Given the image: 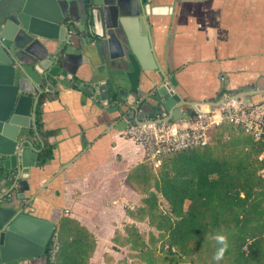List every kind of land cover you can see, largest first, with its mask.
<instances>
[{
	"label": "crops",
	"instance_id": "1",
	"mask_svg": "<svg viewBox=\"0 0 264 264\" xmlns=\"http://www.w3.org/2000/svg\"><path fill=\"white\" fill-rule=\"evenodd\" d=\"M127 1L118 0L117 16L112 21H119L122 44L112 42L110 51L104 46L102 50L112 73L116 67L110 58L133 51L128 35L134 38V50L142 57L146 44L145 66L152 70L142 72L139 95H148L175 78V91L181 98L177 106H182L184 119L204 104L220 105L232 99L264 103V0H155L156 14L149 18L132 13ZM35 2L43 6L47 0ZM71 19L73 25H79L75 12ZM142 26L150 41L142 35ZM96 42L94 38L92 44L82 46L80 34H75L68 44L71 51L63 54L56 53L58 42H47L46 52L59 55L58 65L68 73L63 82L61 74L45 82L43 92L48 94L41 109L43 126L56 132L49 139L54 158L43 167L37 163L29 180L30 190L20 187L11 198L15 202L18 195L26 193L25 202L31 201L36 216L54 222L56 229L63 217L78 220L96 237L92 262L117 264L127 249L115 251L112 239L134 222L128 209L139 207L143 198L127 179L147 156L125 131L114 128L125 116L108 111L83 92L92 82L107 77ZM144 108L137 118L128 114L126 121L153 119L164 106L152 96ZM124 110L129 109L125 106ZM32 131L30 141L40 151ZM12 185L1 181L0 196ZM136 224L150 230L147 222ZM106 255L114 262H108ZM13 264H47V260L42 256Z\"/></svg>",
	"mask_w": 264,
	"mask_h": 264
},
{
	"label": "trees",
	"instance_id": "2",
	"mask_svg": "<svg viewBox=\"0 0 264 264\" xmlns=\"http://www.w3.org/2000/svg\"><path fill=\"white\" fill-rule=\"evenodd\" d=\"M47 97L40 95L32 131L40 167L54 158L49 139L56 132L42 122ZM263 153L264 144L225 125L206 148L171 154L157 165L147 156L127 179L143 198L139 207L128 209L134 222L112 239L115 251L127 249L117 264H264ZM144 222L147 233L136 224ZM217 234L225 235L228 245L219 261L214 259L221 246ZM56 247L54 255L43 256L47 264H96V237L74 218L60 220L51 248Z\"/></svg>",
	"mask_w": 264,
	"mask_h": 264
},
{
	"label": "water",
	"instance_id": "3",
	"mask_svg": "<svg viewBox=\"0 0 264 264\" xmlns=\"http://www.w3.org/2000/svg\"><path fill=\"white\" fill-rule=\"evenodd\" d=\"M154 1L127 2L132 13L140 12L149 18L156 14ZM117 5L118 0H74L73 4L69 0H47L43 6H36L35 0H0V181L13 183L0 196V264L37 259L51 251L56 224L36 216L31 201L25 202L26 193L18 195L15 202L11 197L20 187L30 190L29 180L37 167L40 151L34 148L28 134L37 130L36 109L45 82H52L60 74L61 82L68 77L58 65L56 53L71 51L68 44L73 35L80 34L82 46L92 44L97 38L95 47L107 77L101 82H92L83 92L96 98L108 111L125 116L114 128L123 132L135 124L136 119L126 121L128 114L134 113L137 118L152 96H157L170 114L165 121L185 117L182 106H177L181 98L175 91V78L148 95H139L142 72L152 70L145 66V55L149 53L146 44L142 57L134 50V38L128 35L133 51L120 58H110L116 69L109 72L102 47L110 51L112 42L122 44L119 21L112 22L117 16ZM74 12L79 15L77 26L71 19ZM142 35L148 38L144 27ZM51 41L58 42V51L48 54L46 44ZM125 106L130 112L124 110Z\"/></svg>",
	"mask_w": 264,
	"mask_h": 264
},
{
	"label": "built area",
	"instance_id": "4",
	"mask_svg": "<svg viewBox=\"0 0 264 264\" xmlns=\"http://www.w3.org/2000/svg\"><path fill=\"white\" fill-rule=\"evenodd\" d=\"M160 110L155 118L137 121L125 131L153 164L174 153L208 147L213 142L215 130L225 125L234 126L264 144V103L232 99L221 105L204 104L189 118L170 121H165L168 112L164 108ZM57 250V247L51 248L50 253L54 255Z\"/></svg>",
	"mask_w": 264,
	"mask_h": 264
},
{
	"label": "clouds",
	"instance_id": "5",
	"mask_svg": "<svg viewBox=\"0 0 264 264\" xmlns=\"http://www.w3.org/2000/svg\"><path fill=\"white\" fill-rule=\"evenodd\" d=\"M214 238L218 241V243L221 245L218 249V251L216 252L214 259L219 261L220 259H222L223 257V253L227 248V239L226 236L223 234H217L214 236Z\"/></svg>",
	"mask_w": 264,
	"mask_h": 264
},
{
	"label": "rangeland",
	"instance_id": "6",
	"mask_svg": "<svg viewBox=\"0 0 264 264\" xmlns=\"http://www.w3.org/2000/svg\"><path fill=\"white\" fill-rule=\"evenodd\" d=\"M141 229H142L143 231H146V233L148 232V228H146L145 226H142V227H141ZM121 254H122V256H121V257H124V256H125V254H126V252H125V251H123V252H121Z\"/></svg>",
	"mask_w": 264,
	"mask_h": 264
}]
</instances>
